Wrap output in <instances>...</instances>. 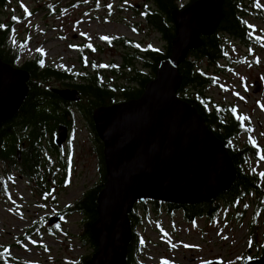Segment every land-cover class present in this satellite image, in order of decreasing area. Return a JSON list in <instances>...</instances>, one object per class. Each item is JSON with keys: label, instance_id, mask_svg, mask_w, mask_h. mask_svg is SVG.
Returning a JSON list of instances; mask_svg holds the SVG:
<instances>
[{"label": "rangeland", "instance_id": "1", "mask_svg": "<svg viewBox=\"0 0 264 264\" xmlns=\"http://www.w3.org/2000/svg\"><path fill=\"white\" fill-rule=\"evenodd\" d=\"M190 3L191 0H177L178 10ZM246 4L264 11V0H250ZM148 6L147 0H10L7 7L0 9V22H19L10 40L14 39L13 46L24 44L18 66L38 56L45 66L68 71L70 75L82 74L83 64L88 70L92 64L121 66L124 57L133 53L116 43L107 44L103 37H108L113 42L124 39L133 43L141 57L138 67L143 68L144 52L167 50L162 35L144 16ZM245 21L254 29L250 33L252 44L247 46L225 36L229 59L222 67L227 70L216 75L217 84L207 93L216 103L247 118L249 131L238 137L234 145L242 148L250 144L256 151L258 158L248 157V166L260 176L264 186V160L260 158L264 155V20L253 15ZM85 45L94 49L82 59L76 47ZM201 66L206 68V63ZM106 78L122 82L121 77L112 74ZM257 84L260 91L255 93ZM63 86V81L51 80V88L64 90ZM63 150L66 181L54 187L46 199L20 174L2 176L7 187V193L0 192V253L7 252L4 264H81L96 254L80 240L82 215L66 216L61 224L49 227V218L64 212L100 182L92 134L81 119H76L71 143ZM57 182L62 181L58 178ZM253 199L249 197L247 209L244 204L239 210H225L213 223L205 219L188 223L179 211L174 216L163 212L159 217L152 212L149 220L137 228L142 247L134 264L254 261L264 253V212L255 217ZM240 215L242 218L236 219ZM36 223H42L39 231L32 229Z\"/></svg>", "mask_w": 264, "mask_h": 264}, {"label": "trees", "instance_id": "2", "mask_svg": "<svg viewBox=\"0 0 264 264\" xmlns=\"http://www.w3.org/2000/svg\"><path fill=\"white\" fill-rule=\"evenodd\" d=\"M195 1L197 0H191V3ZM221 1L222 20L217 31L209 37H202L201 47L190 52L187 60L178 69L182 78L178 96L196 108L208 128L225 145L236 170V179L229 191L220 193L215 200L207 203L185 206L157 201L136 203L130 214L133 241L129 246L127 264H134L141 251L142 241L137 234V228L149 220L152 212L154 216L159 217L163 212L174 216L180 211L188 223L203 219L213 223L225 210H239L244 204L246 209L250 207L247 203L251 196L254 197L251 206H253L255 217L264 212V186L260 183V176L249 168L247 160L248 157L258 158V155L250 144L242 148L234 145L238 137L249 131L246 121L238 119L242 116L237 111H233L227 105L216 103L207 93V89L216 86V75L227 70L222 67V63L229 59L226 54L225 36L234 37L249 46L252 44L250 33L253 27L245 21V18L254 15L264 20V11L260 12V9L254 8L252 4L247 5L246 2L250 0ZM7 2L8 0H0V9ZM147 2L150 6L146 8L144 16L148 23L162 35L167 50L165 53L151 50L144 52L143 68L138 67L137 63L140 62L141 57L136 47L124 39H118L115 42L105 41L107 44L116 43L132 51L133 54L124 57L121 66L112 64L104 67L92 64L88 70L82 59L94 49L90 45L76 47L82 55V59L80 58V63L84 65L82 74L70 75L68 71L47 67L40 56L17 66L20 51L24 46L23 42L15 50L13 47L7 50L6 47L14 26L19 22L16 20L12 23L0 22L3 26L0 27V59L16 69L27 72L30 77L27 83L28 96L20 111L13 119L0 126V167L2 169L0 171V192L7 193L6 183L2 180V176L8 177L11 173H18L27 179L34 186L35 192L43 199L51 193L50 180L57 183L59 178L62 182L56 186H62L68 175L67 167H62L64 150L56 147L54 138L57 136L59 127L65 126L70 132L67 146L70 145L76 119H81L92 134L94 153L99 160L100 182L85 192L76 203L67 207L65 214L66 216L75 214L83 216L84 226L80 240L85 247L93 249L95 253L98 251V242L92 234L91 226L98 220L97 200L104 189L107 173L104 146L96 133L93 121L94 112L102 107L139 100L146 86L155 79L160 62L171 56L175 39L172 15L178 10L177 0H147ZM203 62L206 63V68L201 66ZM212 70L214 72H211ZM109 74L121 77L122 82L107 80L106 75ZM53 79L63 81L64 88L78 90L81 101L70 104L71 102L54 94L51 88ZM18 151L21 153V159H18ZM52 156H57V158L52 161ZM51 165H54L56 169H51ZM241 218L240 215L236 219ZM41 226L42 223H36L32 229L39 231ZM6 256V251L0 253V264L6 262ZM92 259L93 256L85 258L81 264H92Z\"/></svg>", "mask_w": 264, "mask_h": 264}, {"label": "water", "instance_id": "3", "mask_svg": "<svg viewBox=\"0 0 264 264\" xmlns=\"http://www.w3.org/2000/svg\"><path fill=\"white\" fill-rule=\"evenodd\" d=\"M221 0H197L173 12L171 56L139 100L95 110L93 121L104 146L107 180L97 200L98 220L91 226L98 242L92 264H127L133 241L130 214L136 203L157 201L178 206L215 200L236 179L225 147L191 104L179 98V67L213 35L222 20ZM29 74L0 59V126L13 119L28 96ZM260 91L256 85L255 93ZM65 101L79 103L76 89H53ZM68 128L54 140L63 148ZM64 214L49 220L60 224ZM216 264V263H205ZM245 264H264V255Z\"/></svg>", "mask_w": 264, "mask_h": 264}, {"label": "flooded vegetation", "instance_id": "4", "mask_svg": "<svg viewBox=\"0 0 264 264\" xmlns=\"http://www.w3.org/2000/svg\"><path fill=\"white\" fill-rule=\"evenodd\" d=\"M9 2H10V0H8V2H7V4L4 6V7H7L8 5H9ZM4 7H2L1 9H3ZM250 17V16H249ZM254 30V29H253ZM14 34L12 33V36H13ZM12 36H11V38H12ZM11 38H10V40H11ZM10 40H8V46L6 47V49L7 50H9L11 47H13L14 48V50L18 47V45L19 44H17L16 46H13V40L12 41H10ZM27 61V60H26ZM17 63H18V61H17ZM17 63H16V65H17ZM24 63V62H23ZM22 63V64H23ZM21 64V63H20ZM21 64V65H22ZM20 65V66H21ZM18 66V65H17ZM65 89H73V88H65ZM70 103V102H69ZM70 104H72V103H70ZM87 129V128H86ZM57 137V136H56ZM55 137V138H56ZM70 137V132H69V130H68V140H67V142H66V144L65 145H67L68 144V142H69V138ZM55 138H54V140H55ZM64 145V146H65ZM64 148V147H63ZM63 148H60V150H63ZM50 154V153H49ZM52 158V157H51ZM55 158H57V156H55ZM18 159H21V153L18 151ZM52 166V168L51 169H56V167L54 166V165H51ZM27 182L29 183V181L27 180ZM30 184V183H29ZM50 184L52 185V189L54 188V187H56V185L58 184V182L56 183V181L54 182L53 180L51 181L50 180ZM31 185V184H30ZM32 186V185H31ZM52 189H51V191H52ZM180 212V211H179ZM63 213H65V211L63 212ZM263 255H264V253L263 254H261L259 257H256V258H254V261H256V260H259V259H261L262 257H263Z\"/></svg>", "mask_w": 264, "mask_h": 264}, {"label": "snow or ice", "instance_id": "5", "mask_svg": "<svg viewBox=\"0 0 264 264\" xmlns=\"http://www.w3.org/2000/svg\"><path fill=\"white\" fill-rule=\"evenodd\" d=\"M25 11H27V9H25ZM28 15H31V13H28ZM14 19H16L15 17H13ZM0 27H3L2 25H0ZM103 39H108V37H103ZM257 39H259V37H257ZM104 67H108L107 65H104ZM233 111H235V109H233ZM238 119H240L241 121H243V120H245V119H247L246 117H238ZM256 143V141L255 140H253V144H255ZM261 160H264V155H261ZM261 175H264V173H262ZM185 247H190L189 245H185ZM249 259H251V258H249ZM165 264H167V262H165Z\"/></svg>", "mask_w": 264, "mask_h": 264}, {"label": "bare ground", "instance_id": "6", "mask_svg": "<svg viewBox=\"0 0 264 264\" xmlns=\"http://www.w3.org/2000/svg\"><path fill=\"white\" fill-rule=\"evenodd\" d=\"M64 145H65V144H64ZM63 147H64V146H63ZM131 243H132V242H131ZM131 243H130V245H131ZM130 245H129V246H130Z\"/></svg>", "mask_w": 264, "mask_h": 264}]
</instances>
